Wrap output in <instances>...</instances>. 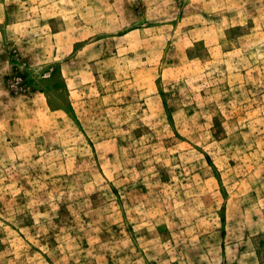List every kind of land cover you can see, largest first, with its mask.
I'll return each mask as SVG.
<instances>
[{"label": "rangeland", "instance_id": "374dc122", "mask_svg": "<svg viewBox=\"0 0 264 264\" xmlns=\"http://www.w3.org/2000/svg\"><path fill=\"white\" fill-rule=\"evenodd\" d=\"M0 264H264V0H0Z\"/></svg>", "mask_w": 264, "mask_h": 264}]
</instances>
